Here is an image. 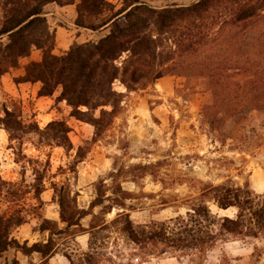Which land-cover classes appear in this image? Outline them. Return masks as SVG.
<instances>
[{
    "label": "rangeland",
    "instance_id": "374dc122",
    "mask_svg": "<svg viewBox=\"0 0 264 264\" xmlns=\"http://www.w3.org/2000/svg\"><path fill=\"white\" fill-rule=\"evenodd\" d=\"M146 1L164 6L188 5L197 0ZM108 2L116 9L122 6V0ZM107 14L104 12L100 18ZM45 15L54 32L58 26H69L56 11V5L45 7ZM102 29L90 40L91 29L82 28V38L72 44L99 40L109 32V28ZM24 60L17 68H25ZM114 85L125 93L123 110L95 141L94 126L72 116V108L58 98L61 89L49 97L52 100L41 102L0 91V119L5 118L7 107L24 126L11 136L0 124L1 178L25 184L35 183L37 177L41 182L43 178L45 206L40 212L57 221L60 227L64 224L60 221L54 183L58 187L65 185L68 196L76 198L78 207L91 211L82 220L84 228L89 230L91 224L106 223L98 233L94 230L89 233L94 251L99 253L92 264H264V227L250 215L245 217V223L252 228L250 236L217 240L204 254L193 248L169 247L165 240L146 238L155 228L154 222H164L180 214L186 216L204 184L246 186L253 210L264 209V191L256 192V184H264V107L238 108L241 98L231 93L208 110L207 106L214 105V95L202 77L167 75L146 89L131 92L119 81ZM54 121H66L70 127L65 145L47 139L56 131L55 127H49ZM37 126L45 132L39 133ZM80 146L87 147L83 158L77 157ZM29 190L20 187L18 191L26 208L36 204L34 193ZM98 192L104 204L91 209ZM115 199L134 207L125 208L130 216L117 222L113 220L124 209ZM210 205L220 216L235 217L238 212L236 207L223 211L213 202ZM109 206H113L112 212L105 213ZM8 207L10 204L0 194V212L8 211ZM29 216L31 224L16 229L13 234L21 242L26 237L30 242L46 240L49 233L31 232L40 221L32 214ZM127 219L130 224L125 223ZM78 231L72 229L68 234L56 236L59 252L69 254L75 263L87 252L80 250L75 238L70 236ZM17 251L12 248L6 251L0 256V264H12ZM20 258L24 264L38 262L35 256Z\"/></svg>",
    "mask_w": 264,
    "mask_h": 264
},
{
    "label": "trees",
    "instance_id": "16d2710c",
    "mask_svg": "<svg viewBox=\"0 0 264 264\" xmlns=\"http://www.w3.org/2000/svg\"><path fill=\"white\" fill-rule=\"evenodd\" d=\"M50 3L76 4L78 27L93 31L107 27L109 32L99 40L74 43L65 53L55 54L56 35L45 15ZM104 12H108L107 16L100 18ZM35 49L42 52L41 60L29 61L25 74L15 81L40 82V97H52L61 89L58 98L72 108L71 115L94 126V141L123 110L125 93L116 90L117 81L131 92L146 89L167 75L202 77L214 95V105L207 106L208 110L231 93L241 98L238 108L264 107V0H197L188 5L164 6H154L146 0H122L119 9L108 0H0V77L17 68ZM4 112L6 116L0 124L13 136L24 126L7 107ZM49 127L56 131L47 139L65 145L70 131L67 122L54 121ZM85 143L90 144L88 140ZM86 149L80 146L77 157L83 158ZM38 180L37 177L35 183L25 184L0 176V194L10 204L8 211L0 212V256L11 248L25 255L38 252L42 256L40 264H49V258L59 252L56 236L79 229L70 233L75 238L79 233H98L107 225L84 228L82 220L91 211L80 209L76 198L68 196L67 187L54 183L60 221L64 224L60 227L40 212L45 206L42 194L46 186L43 178ZM20 187L31 189L28 192L34 193L36 204L30 208L22 206ZM200 188L186 216L154 222L155 228L146 238L165 240L169 247L193 248L204 254L217 240L250 236L252 228L245 223L247 215L256 217L264 227V209L253 210L248 187L211 183ZM101 196L98 192L91 209L104 204ZM115 201L124 210L113 221L129 217L125 208L134 207H128L124 200ZM210 202L224 210L236 207L238 212L235 217L220 216L212 211ZM112 210L113 206L104 209L105 213ZM29 214L40 221L33 227L34 232L49 233L46 241L29 244L13 234L29 222ZM125 223L130 224L128 219ZM98 254L90 238L89 251L79 263L66 255L69 264H92ZM12 264L20 262L14 259Z\"/></svg>",
    "mask_w": 264,
    "mask_h": 264
},
{
    "label": "crops",
    "instance_id": "0c3cea01",
    "mask_svg": "<svg viewBox=\"0 0 264 264\" xmlns=\"http://www.w3.org/2000/svg\"><path fill=\"white\" fill-rule=\"evenodd\" d=\"M52 5H56V11L68 21L69 26H58L57 29L55 30L56 32V45L54 49V53L60 54V53H65L71 44L73 43L74 40L80 41V39L83 36L82 27H78L75 24L76 18L78 16L77 12V5L76 4H69V5H64L60 6L57 3H51ZM48 4V5H51ZM47 5V6H48ZM46 6V7H47ZM51 7V6H50ZM55 6H53L54 8ZM77 26V27H76ZM85 30H89L88 28H83ZM107 28H104L102 30H106ZM91 34H88L89 38L88 39H94V36L97 31L89 30ZM85 41V40H84ZM83 42V41H82ZM41 59V54L39 50H33L31 52V55L27 58H25L24 62L28 63L29 61L33 60H40ZM24 63V64H25ZM25 74V68H17L14 71H8L5 74H3L0 77V91L2 92H7L10 95L14 96H22V97H32L36 99L38 102L43 101V99L52 100L51 98L47 96H39L38 92L40 90V82H16L14 77H21ZM258 183V182H257ZM261 187V188H260ZM256 192L258 190L264 191V184L262 182H259L256 184ZM225 211L224 209H220ZM228 210V209H227ZM30 222H27L23 224L21 227H24L25 225H30ZM18 228V229H19ZM31 232L34 234L36 232L33 231V228H31ZM18 239H20L18 236H16ZM28 240V237L23 238V241ZM29 241V244L34 243L36 240H33L32 242ZM46 241V240H45ZM76 243H78V246L80 247V250L82 251H88L90 248V235L87 232L84 233H79L75 237ZM25 257L26 259H30L33 256L38 257V262H35L34 264L40 263L42 261V256L38 252H34L31 255H25L22 254V252L17 251V259L22 263V260L20 258L21 255ZM67 261V262H66ZM70 259L65 253H60L57 252L55 255H53L51 258H49V264H69ZM27 264H30L27 262Z\"/></svg>",
    "mask_w": 264,
    "mask_h": 264
},
{
    "label": "built area",
    "instance_id": "2783aa9c",
    "mask_svg": "<svg viewBox=\"0 0 264 264\" xmlns=\"http://www.w3.org/2000/svg\"><path fill=\"white\" fill-rule=\"evenodd\" d=\"M111 1H113V0H111Z\"/></svg>",
    "mask_w": 264,
    "mask_h": 264
}]
</instances>
